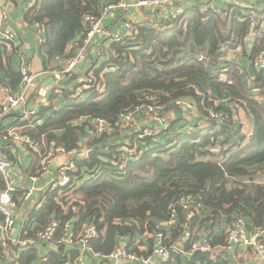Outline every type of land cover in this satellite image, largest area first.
Masks as SVG:
<instances>
[{"label":"trees","instance_id":"trees-1","mask_svg":"<svg viewBox=\"0 0 264 264\" xmlns=\"http://www.w3.org/2000/svg\"><path fill=\"white\" fill-rule=\"evenodd\" d=\"M117 1L41 0L38 6L29 8L25 20L43 27V42L38 46L45 54L43 70L62 71L65 61L75 48L79 49L85 36L83 16L98 14L107 3ZM124 14L120 17L123 21ZM248 19V12L239 9L228 7L218 13L192 5L173 25L162 27L135 21L131 37L107 47L115 53L108 62L96 51L89 55L94 59L81 74H74L75 69L63 74L62 81L51 87L37 112L29 115L40 118V124L34 122L22 131L39 145L45 142L52 149L70 151L79 147L90 130L93 138L87 146L91 151L85 159H73L78 172L71 173L68 185L53 190L50 187L43 194L42 206L30 211L23 232L33 234L52 219L59 222V234L70 218L76 219L77 231L94 224L97 235L88 242L86 252L98 253L106 262L110 260L106 256L122 237L128 239L130 252L141 256L145 251L139 250L138 236H153L163 230L167 237L165 244H172V240L184 234L188 222L192 227L198 221V229L205 226L210 231L208 239L213 249L225 245L224 229L215 235L213 227L222 224L226 227L235 216L244 218L251 228L262 226L264 69L253 70V85L245 87L240 65L225 59L229 51L241 49L250 60L254 52L264 48L263 34L249 55L244 49L242 39L248 30ZM76 39L77 46L72 52L68 46ZM11 44L0 38V72L6 74V86L13 92L21 73L12 69L8 52ZM200 53L205 57L203 61L197 60ZM89 76L93 83H78L79 78L85 80ZM200 81L207 83L210 90ZM147 95H155L167 111L173 108L176 99H187L194 103L205 124L187 132L190 121L172 119L170 126L157 136L136 141L141 152L135 158L122 151L123 142H130L126 147L134 145L135 133L114 124L122 112L146 102ZM221 97L225 104L216 102ZM72 99L75 101H69ZM236 103L252 124L246 144L241 143L242 137L236 133L230 134L235 125ZM210 111L227 112L228 118L211 119ZM96 118L114 126L112 132L96 134L92 122ZM216 143L220 146L218 152L213 150ZM123 159L127 163L121 169L118 162ZM189 194L194 197L193 210L199 208L191 220H187L186 210L177 205L175 224L169 230L160 229V223L167 222L171 216V206ZM197 202L200 207L194 206ZM145 243L150 250L144 256H150L153 237L146 238ZM189 246L187 242V250ZM68 248L55 245L39 264H69L68 260L78 250L76 246ZM37 251V246L24 249L15 261L3 264H36ZM173 256L179 255L173 253Z\"/></svg>","mask_w":264,"mask_h":264},{"label":"built area","instance_id":"built-area-1","mask_svg":"<svg viewBox=\"0 0 264 264\" xmlns=\"http://www.w3.org/2000/svg\"><path fill=\"white\" fill-rule=\"evenodd\" d=\"M183 0H134L130 3L127 0H118L117 2L107 3L102 10L98 13H86L83 16V31L84 38L79 46V49L65 61V68L62 71H42L43 74L54 78L55 84L59 82L63 74L69 73L74 70L89 54L91 38L97 37L99 39L107 40L108 43L114 41H120L124 37H131L135 31L134 17H128L122 21L123 33L112 32L103 25V20L106 14L115 9H121L126 11L129 6H135L140 11H162L167 7H171L172 10L169 15H163L164 18L161 26L173 25L177 18L182 15L185 10L184 6L181 5ZM248 19V30L245 33L242 42L244 47L252 50L255 42L263 37L264 34V11H257L251 9L249 11ZM8 12L0 4V37L4 41L13 43L16 34L7 26ZM35 37L36 44L40 45L43 42V27L39 24H35ZM98 53L103 54L105 62H108L112 55L115 53L111 49H102V45H98ZM204 55L199 54L197 57L198 61L204 60ZM250 64L253 70L264 69V48L258 49L254 52L253 57L250 60ZM21 80L18 87L14 92L6 93L4 97L0 96V119L8 114L9 112L23 106L26 102L28 94L32 90L37 89V74L33 73L26 63H23L20 67ZM86 82V84L93 83V78L89 76L85 80H79L78 83ZM49 88V87H47ZM146 102L136 105L126 111L122 112L115 122L114 126L123 128H133L132 133H135L134 145L125 146L122 151H125L129 155H133L135 158L140 154L141 151L137 149L136 141L138 139H144L145 137H155L163 130H166L170 126L172 120V112L166 110L165 106L161 104L155 95H147L145 97ZM173 107H181L184 111H187L189 115L184 117L185 120L190 121L186 126L187 132H193L196 128L205 124V121H199L196 115V106L194 103L187 99H176L173 103ZM227 113V112H226ZM224 112H213L210 111L209 116L211 119H217L223 121L228 118V115ZM170 115V116H169ZM152 117V118H151ZM82 119V118H81ZM197 119V122H192ZM153 121L156 126H151ZM94 132L96 134L110 133L114 126L107 124L103 119L96 118L93 121ZM141 122H145L148 125H141ZM141 128H143L141 130ZM3 139L10 140L14 143L24 145L30 150L35 149L38 143L34 141L27 133L23 131H17L15 128H8L4 130L1 135ZM220 146L215 147V152L219 151ZM91 151L90 148H85L79 145L78 148H74L70 151H65L63 148L57 147L53 150H49L45 155H42L41 167L37 171V174L42 175L48 171L47 163L53 159L57 153H67L70 155L69 161L59 165L57 169L56 178L51 183V189H56L61 186L68 185L71 181V173L78 172L74 158L85 159L88 153ZM120 168H124L127 163V159L120 160ZM264 181V177L262 178ZM0 181H2V187H0V242L10 243L13 246L19 248H30L34 247L39 241L52 242L56 245L65 246L74 241H79L87 247L90 239L97 235V228L94 224H87L80 233H75L72 229L74 226L75 219L70 218L64 223L63 233L59 234V222L52 219L44 228L36 230L33 234H26L19 238H10L9 232L13 229L15 224V209L17 203L13 199L12 193L14 191L13 176L11 171V163L9 159L4 155L0 149ZM30 191L24 194V199L28 198ZM194 197L190 194L187 196H181L177 199V202L171 206V216L164 224L170 226L174 224V218L176 216L177 205L182 206L186 211L187 218H192L196 208L193 210ZM200 207V203L194 204V206ZM75 210V207L72 208ZM72 229V230H71ZM225 233V245L223 249L232 251L237 246H242L246 249L253 251L255 254L261 255V263L264 264V223L262 226L257 228H249L244 218L235 216L226 225L224 229ZM196 234H189L185 237V243L189 242L190 246L188 251L192 254L194 251L211 252L212 247L209 243L208 235L204 239L195 238ZM153 237L152 254L150 256H138L127 248V243L121 242L117 247L109 253L106 257L121 261L123 264L134 262H140L142 264H166L173 253L179 254L181 250L176 248L174 245L165 244V232L158 230L155 232ZM250 260L249 256L245 257V263ZM80 263L83 264L80 260Z\"/></svg>","mask_w":264,"mask_h":264},{"label":"crops","instance_id":"crops-1","mask_svg":"<svg viewBox=\"0 0 264 264\" xmlns=\"http://www.w3.org/2000/svg\"><path fill=\"white\" fill-rule=\"evenodd\" d=\"M41 0H0V4L7 10L8 12V20H7V26L13 30L16 34V38L14 42L11 44L10 48H8V52L11 57V66L12 69L15 71L20 70V67L23 63H26L29 67V69L37 74L36 82H37V89L32 90L26 99V102L23 106L9 112L5 116H3L0 119V135L1 133L8 129V128H15L17 131H22L25 127L29 125L40 124L41 120L38 117H30L29 115H33L37 112L39 108V104L44 103L46 100V97L48 95V91H50L51 87L56 86L57 84H54L52 86H49L46 90V96L42 97L40 93V88L44 85V83L51 79L52 77H48L46 74H43V67H44V58L45 54L43 53V49L39 50L38 46L36 44V37H35V27L32 24H29L25 20V12L34 6H38L40 4ZM130 3H133L134 0H127ZM181 5L184 6V8H188L192 5H196L200 8H208L213 9L215 12L222 13L227 10L228 7H231V10L239 9L241 11H244L245 13L253 9L257 11H264V0H183L180 2ZM172 8L167 7L164 10L160 11H140L135 6H129L126 11L121 10V14L119 16H116L113 21L109 24L107 29H109L112 32H121L123 33L122 29V21L123 17L122 14H124V18L128 17H134L137 23H146L150 25H160L162 24L164 18L163 15H169ZM225 13H223V16ZM226 31L228 30L226 27L224 28ZM1 38V37H0ZM77 39L73 41L69 46L68 49L75 48L77 46ZM98 45H102V49H106L109 46V43L107 40L99 39L97 37L91 38V45H90V52L87 55V57L80 63L78 67L75 68L76 75H79L83 72V69L88 67L93 61L94 57L89 56L90 54H94L98 50ZM244 49L247 50L248 54V48L245 47ZM76 52V48L74 50V53ZM73 53V54H74ZM251 53V52H250ZM203 54V53H200ZM199 55V54H198ZM249 55V54H248ZM226 60H230L231 62H235L238 65H240L241 69V78L242 82L245 87H250L253 85V69L250 64V60L247 59L244 56V53L241 51V49L231 50L227 53L225 56ZM61 81L63 79V76L60 77ZM7 76L2 71L0 72V96L4 97L6 93H9L10 88L7 87ZM59 80V81H60ZM65 80V78H64ZM80 78L78 79V81ZM207 89L210 90L207 83L200 81ZM7 89L8 91H6ZM16 90V89H15ZM14 90V91H15ZM13 91V92H14ZM12 92V91H10ZM252 93V92H251ZM222 98V97H221ZM69 101H75V99L69 100ZM218 103V99L216 101ZM62 104V101L59 102ZM227 104H229L227 102ZM235 108L238 109L237 103L234 104ZM174 108L173 107L170 112H172L171 118L172 119H184V117H187L189 113L187 111H184L182 109V115L180 118H176L174 115ZM239 118H240V124L237 123L236 117L234 115V121L235 125L232 127L230 134L236 133L238 136L242 137L240 139L241 143L246 144L250 138V135L252 134V124L247 121L245 118V114L243 110H239ZM233 114H235L233 109ZM197 119L201 122L204 121L203 119H200L198 116V113L196 111ZM170 116V115H169ZM28 122L26 125H21L20 123ZM188 121V120H187ZM141 125H148L145 122H141ZM151 125V124H150ZM132 130V129H131ZM133 131V130H132ZM220 131V130H219ZM130 132V131H129ZM93 133L90 132V130H87L83 139L86 138V143L93 138ZM225 136V134H223ZM221 135L222 138L224 136ZM239 137V138H240ZM220 138V139H222ZM82 143V141L80 142ZM217 145V143H216ZM220 148V147H219ZM0 149L4 153V155L9 159L11 163V171L13 176V183H14V191L12 193L13 199L17 203V208L15 209V224L13 226V229L9 232L10 238H19L27 233L23 232V228L25 224L27 223V220L29 218V213L32 209H38L43 204V194L49 190L51 183L56 178V173L59 165L65 163L66 161H69L70 155L67 153H57V155L51 159L47 163L48 171L42 175L37 174V171L41 167V160L42 155H45L49 150H53L50 146H48L45 142H42V145H39L33 149L30 150L27 147H25L22 144L14 143L10 140H5L0 136ZM35 165L37 166L35 168ZM30 191V194L28 198L24 199V194ZM64 209V207H63ZM76 211V210H73ZM188 221L191 220V218H187ZM76 222V219H75ZM74 222L73 230L75 233H80L83 228L86 226H82L78 231L76 224ZM175 224V220H174ZM173 224V225H174ZM173 225L166 226L164 223H160V229L169 230V228ZM249 228L250 223L248 224ZM207 228V227H206ZM215 235L220 234L223 229H225V226L223 227V224L220 226L213 227ZM254 228V227H253ZM71 229V230H72ZM192 229V230H191ZM193 231H197L195 238L197 239H204L206 236V233L209 234L210 231L205 229V226H201L200 229H198V221L195 222V225L191 227L190 223L188 222V225L185 227V232L181 236L177 237L175 240H172V244L181 252L178 254L179 256L175 257L173 256L170 258V260L166 264H210L208 260H211L214 263L218 264H262L261 263V255L255 254L253 251L246 249L242 246H237L234 250L228 251L223 249L222 247L214 248L212 249L211 258H200L196 262H191L189 257L190 253L186 248L185 243V237L188 235V233L191 235L193 234ZM152 237L151 234H145L142 236H138L136 239V243L139 245V250L145 251L147 254V251L150 250V247L147 245L146 238ZM169 238V237H168ZM121 242H128L127 238H120L119 243ZM143 244L141 245V243ZM118 243V244H119ZM0 264H3L5 262L9 261H15L16 258L19 256L21 251L27 248H19L17 246H13L10 243L6 242H0ZM56 244L53 245L52 242H43L39 241L35 246H37V261L36 264L40 263V260L45 259L47 254L53 250ZM51 246L53 248H51ZM77 248L78 253L74 255L73 258L70 257L71 260H68V263L73 262L74 264H81L80 260L83 264H109L108 261L111 262V264H123L121 261H116L113 259H108V261L104 262L101 259V256L98 253H87L88 250L87 247L82 245V243H76L74 241L73 243H70L68 245H65V247H69L68 249H71L73 247ZM76 250V251H77ZM143 253V255L145 254ZM145 254V255H146ZM150 254V253H149ZM151 254H152V248H151ZM249 256L250 260L248 263H245V257ZM186 257V259H185ZM132 263V262H131ZM128 263V264H131ZM136 264H142L140 262H134Z\"/></svg>","mask_w":264,"mask_h":264},{"label":"water","instance_id":"water-1","mask_svg":"<svg viewBox=\"0 0 264 264\" xmlns=\"http://www.w3.org/2000/svg\"><path fill=\"white\" fill-rule=\"evenodd\" d=\"M250 1H254V0H250ZM121 14V11L119 9H115V10H111L109 11L104 20H103V25L105 27H108L109 24L113 21V19L116 17V16H119ZM250 50L248 51V54H250ZM54 78H51V79H48L44 85L40 88V93H41V96L42 97H45L46 96V89L47 87L49 86H52L54 84ZM174 115L176 118H180L181 115H182V109L180 107H176L174 108ZM212 256V253L211 252H201V251H194L189 259L191 262H196L198 261L200 258H211Z\"/></svg>","mask_w":264,"mask_h":264},{"label":"rangeland","instance_id":"rangeland-1","mask_svg":"<svg viewBox=\"0 0 264 264\" xmlns=\"http://www.w3.org/2000/svg\"><path fill=\"white\" fill-rule=\"evenodd\" d=\"M218 103H223V104H225L226 103V100L225 99H218ZM234 112H235V117H236V121H237V123H239L240 124V118H239V113H240V111L238 112V109H236L235 108V106H234ZM152 118V117H151ZM152 123H153V121H151ZM151 126H156V124H151ZM130 129H133L132 127L130 128ZM143 128H141V130H142ZM118 132V131H117ZM122 133V132H121ZM86 144V138H84L83 140H82V143H81V146L83 147L84 145ZM123 144L126 146V145H129L130 144V142H123ZM214 150V149H213ZM197 231H193V235L196 233Z\"/></svg>","mask_w":264,"mask_h":264},{"label":"bare ground","instance_id":"bare-ground-1","mask_svg":"<svg viewBox=\"0 0 264 264\" xmlns=\"http://www.w3.org/2000/svg\"><path fill=\"white\" fill-rule=\"evenodd\" d=\"M248 50H250V49H248ZM251 51V50H250ZM13 128V127H12ZM80 146H81V143L79 144ZM83 147H85V148H89L88 146H87V143L83 146Z\"/></svg>","mask_w":264,"mask_h":264}]
</instances>
